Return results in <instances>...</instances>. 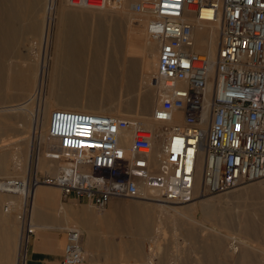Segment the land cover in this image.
Listing matches in <instances>:
<instances>
[{
  "label": "built area",
  "instance_id": "1",
  "mask_svg": "<svg viewBox=\"0 0 264 264\" xmlns=\"http://www.w3.org/2000/svg\"><path fill=\"white\" fill-rule=\"evenodd\" d=\"M69 3L104 8L108 0ZM133 8L149 15L147 32L158 42L155 77L166 97L152 118L161 125L53 108L47 139L57 167L34 164L24 177L0 176L1 192L23 194L20 215L41 184L58 187L63 200L101 210L113 198L191 201L200 166L203 194L264 177V0H139ZM215 22L219 45L211 60L194 49V29ZM82 236L75 226L65 228L61 264L85 262Z\"/></svg>",
  "mask_w": 264,
  "mask_h": 264
},
{
  "label": "rangeland",
  "instance_id": "2",
  "mask_svg": "<svg viewBox=\"0 0 264 264\" xmlns=\"http://www.w3.org/2000/svg\"><path fill=\"white\" fill-rule=\"evenodd\" d=\"M65 1L57 0L56 10L51 11L50 32L47 35L44 27L47 15L43 22L41 19L39 34H32L28 27L36 18L19 15L13 0H0V108L9 105L25 106L19 110L0 111V161L9 159L14 168L7 174L0 164V176L24 177L27 174L24 164L30 150L29 137L34 118L33 113H27V108L36 113L40 110L38 116L42 123L36 130L39 136L47 134L49 113L55 107L121 115L139 120L146 127L161 125L160 121L152 118L153 108L166 97V91H158L155 86L159 84L155 77L158 43L148 44L147 23L144 22L146 16L138 15L131 9L132 3L139 0H133L131 6L123 10L131 13L132 22L119 12L116 2L112 0H108L106 8L110 7L115 12H108L95 19L70 16L66 19L67 29L70 30L69 26L72 25H80L84 28V41L90 42L83 52L80 47L77 66L67 71L68 74L63 65L65 57L57 51L59 43L63 47L65 43L58 28L61 18L59 8ZM89 9L94 8L85 9V13L90 15ZM43 12L44 7L40 8L38 15L42 17ZM98 28L102 30L100 38L96 35ZM43 66L47 68L44 86L38 90V76ZM89 103L92 105L89 106ZM19 154L23 156L22 161L19 160ZM11 155L15 156L12 158ZM59 159L47 137L40 141L39 138L35 139L29 170L35 164L37 168L39 165L40 170L52 171L57 167ZM260 180L246 182L225 191L207 193L206 197L217 200L215 202L219 204L215 205L219 207L211 212L212 215L203 209V205L193 209L187 207L193 201L166 204L171 208L164 212L153 209L152 205L159 204L157 202L133 198H113L101 210L75 200L73 206L79 209L85 204L90 213L100 216L98 225L102 229L98 232L99 239L102 242L113 239L112 243L105 242L102 245L116 246V254L125 263L129 261V264H140L133 251L140 244L147 251L143 264H149V261L150 264H264V188L241 192L244 188L242 186ZM3 193L12 196L0 203V264H23L27 231L23 230V218L19 217L21 209L5 210L4 204L13 200L18 206L24 202V198ZM58 193L61 203H66L61 199L60 190ZM145 202L151 205H145ZM116 203L125 204L134 213L141 212L139 216H148L152 220V230L151 227L146 229L147 233L146 230L141 232L140 229H129L126 225L111 227L101 215L109 212ZM45 208L48 209V205ZM53 213L63 215L59 207L53 209ZM248 223L251 226L245 228ZM205 225H214L219 235L211 236ZM7 237L9 240L5 239ZM230 237H234L238 244L246 243L251 248L249 252L243 255L241 247L239 251L235 250ZM124 246L132 249L128 257H124L123 250L118 252L119 247Z\"/></svg>",
  "mask_w": 264,
  "mask_h": 264
},
{
  "label": "bare ground",
  "instance_id": "3",
  "mask_svg": "<svg viewBox=\"0 0 264 264\" xmlns=\"http://www.w3.org/2000/svg\"><path fill=\"white\" fill-rule=\"evenodd\" d=\"M15 2V4H17V7H18V10H19V15H26V16H32L33 18H36L34 20V22L28 27L29 31L32 33V34H39V32L41 31V27H42V24H41V19H42V22H43V18H45V15H47V21H46V25L44 26L45 27V30L47 33V35L49 34V30H50V13L51 11H55L56 8H57V0H13ZM112 2H114V0H112ZM111 2V5L113 4ZM133 2V0H124V2H121V0H117L116 1V4L115 6L118 7L120 10L119 12L124 15L126 17V19L129 20V22H132V16H131V13L129 12H124L123 10L127 9L131 3ZM133 4L132 3V8L134 13H138V15H145V20L144 22L147 23V18H148V14L147 13H143V12H137L134 10L133 8ZM131 6V5H130ZM44 7V12L42 15V17H40L38 15V11L40 10V8ZM86 8H91V7H83V6H73L69 3V0H66L65 3H63V5L59 8V14L61 16L60 20H59V24H60V27L59 28V35L62 37L63 36V40H64V47L61 46V42L59 43V49H57V51L59 50V53H61L65 59H63V65L65 66V70H66V73L67 71L73 69V68H76L77 66V61H78V54L80 55V51L82 50V52L84 51V47L88 46V44L90 43H87L84 41V38H83V35L85 34V32L83 31L84 28H82L80 25H72V26H69L70 27V30L67 29V18H70V17H81V18H84V19H88V18H92V19H95L97 16H101V15H105L107 14L108 12H115L114 10L110 9L109 8H106V6L104 8H94V9H89L88 11H90V15L89 14H86L85 13V9ZM130 8V7H129ZM102 9V11H101ZM79 11V12H78ZM92 11H95V12H92ZM118 11V10H117ZM18 14V13H17ZM100 14V15H99ZM70 16V17H69ZM135 18V17H134ZM76 21V20H75ZM66 27V28H65ZM69 30V31H68ZM101 29L98 28L97 31H96V35H99V38L101 36ZM46 35V34H45ZM219 35H220V24L215 22V23H212V24H209V25H205V26H200L198 28H195L194 29V39H195V44H194V49L198 52H203V53H206L208 54V56L210 57L211 60H214L215 59V56H216V53H217V49H218V45H219ZM96 37V36H95ZM98 37V36H97ZM95 39V38H94ZM57 41V39H56ZM151 42H154V43H158L157 40L155 38H153L152 36H150L148 34V44L151 43ZM153 43V44H154ZM155 44V45H156ZM58 45V44H57ZM154 46V45H153ZM57 47V46H56ZM80 47H81V50H80ZM59 59V58H58ZM57 61V60H56ZM59 67V66H58ZM57 67V68H58ZM47 71V68L43 66V68L41 69V72L39 73V84H38V90H40L42 88L43 83L45 81V73ZM72 71V70H71ZM68 74V73H67ZM61 76V75H60ZM63 77V76H62ZM61 77V79H62ZM62 82V81H61ZM155 86H157V90L158 91H164L162 86L160 84H155ZM43 89V88H42ZM40 92V91H39ZM34 93V92H33ZM33 97V96H32ZM91 103H89V106H90ZM8 105V104H7ZM92 105V104H91ZM85 106V105H84ZM86 106H87V103H86ZM25 107L24 105H16V106H5V107H2L0 108V111H8V110H12V109H21ZM27 113H30L32 115L33 113V125H32V133H31V136L29 137L30 138V150H29V154H28V158H27V161L26 163L24 164L25 167V171L26 173H28L29 169H30V162H31V159H32V151H33V145H34V141L35 139H38L39 138V141L41 139H46L47 137V134L45 135H38V131L37 128L40 127V124L42 123L41 120H40V116H38V112H40V110H37V113L36 112H33L31 108H27ZM43 111V110H42ZM157 121V120H156ZM5 125H7L5 123ZM3 126V124H2ZM207 128L206 124L203 125V130L205 131ZM38 135V136H37ZM48 140V139H47ZM16 141V140H15ZM5 142V141H4ZM40 143V142H39ZM12 158L15 156V155H11ZM23 159V156L22 154H19V160L22 161ZM41 160V159H40ZM39 160V161H40ZM0 164H2L4 166V171L5 173H10V171H13V167H12V163L11 161H9V159H5V160H1L0 161ZM50 164V163H49ZM23 165V166H24ZM38 165V164H37ZM38 168H39V165H38ZM51 168V167H50ZM51 170V169H49ZM15 172V171H14ZM13 172V173H14ZM201 173H202V169H201V166L198 170V182L196 183V186H195V198L191 201H193L189 206V208L193 209L195 207H198V206H201L203 205V209L205 211H207V213L209 215H212V211L215 212V209H217L218 207L215 206L217 203L214 201V199H209L207 196V194H203L201 193V187H200V177H201ZM41 186H54V185H45V184H41V185H38L34 192H32V198L30 200V205L32 203V200H33V196L34 194L36 193V197H35V201H34V206H33V213L35 212V207L38 206L39 204H41V195H40V191L42 190V187ZM41 187V188H40ZM56 187V186H55ZM52 188V187H51ZM58 188V187H57ZM56 189V188H55ZM238 192V191H237ZM240 193V192H239ZM246 193V192H245ZM11 194H15V193H11ZM15 195H18L19 197H23V194L19 193V194H15ZM237 195V194H236ZM9 196H12L10 194H5L3 192H0V203L2 201H4L6 198H8ZM199 197V198H198ZM195 200V201H194ZM149 201V200H148ZM152 201V200H151ZM191 201H188V202H191ZM199 201V202H198ZM6 202H9V204H11V207L12 209H17L18 207L23 208V203L21 205H18L15 204V201L13 200H9V201H6ZM20 202V201H18ZM153 202H157L159 204H156V205H152L153 209L157 210V211H167L169 208H171L170 206H167L166 204H171V203H165V202H158V201H153ZM188 202H183V203H188ZM50 203L52 205H56L58 206L59 208L63 207L62 204L60 203V199H59V195H57L56 197L54 198H51L50 200ZM146 203V202H145ZM161 203V204H160ZM91 205V204H90ZM135 205V204H134ZM145 205H151V204H148L146 203ZM219 205V204H217ZM205 206V207H204ZM31 208V206H30ZM221 208V207H220ZM22 210V209H21ZM31 211V210H30ZM220 211V210H219ZM245 211V210H244ZM243 212V211H242ZM247 212V211H246ZM94 213V212H93ZM99 213V212H98ZM141 212H137V213H134L132 212L125 204H119V203H116L109 212H107L105 215H101V217L105 218L106 222L113 228H116V226H123V225H126L127 228L129 229H140V231L142 232L143 230L145 231L146 229L148 230L152 225V220L144 215L142 216H139ZM218 213V212H217ZM139 214V215H138ZM218 215V214H217ZM221 215V214H220ZM226 215V214H225ZM23 215H19L20 218H23L22 217ZM93 216L95 217V221L97 223H99L100 221V216H97V215H94ZM216 216V215H215ZM249 216V215H248ZM141 217V218H140ZM227 217V216H226ZM246 217V216H245ZM241 219V218H240ZM245 220V219H244ZM243 220V221H244ZM231 221V220H230ZM242 221V220H241ZM221 222V221H220ZM228 222V220H227ZM238 222V221H237ZM70 224H73V226L77 227L81 230H83L81 228V225L80 223H78L77 221H72L68 224V226ZM218 224V223H217ZM216 224V225H217ZM239 224V223H238ZM214 226V225H213ZM213 226H206L205 225V228L207 230H209V232L211 233V236H215V235H219V231L215 230ZM233 226V224H232ZM241 226V228L243 227V225H239ZM238 226V228H239ZM251 224L248 223L246 227H250ZM31 228L34 229L33 225H30ZM217 228H220L218 226H216ZM230 227V226H229ZM226 228V227H224ZM32 229V230H33ZM146 230V232L148 233V231ZM151 230H152V227H151ZM27 231V230H26ZM145 232V233H146ZM150 233V232H149ZM28 234L29 232L27 233V238H28ZM143 234V233H141ZM247 234V233H246ZM146 235V234H145ZM249 235V234H248ZM146 238V237H145ZM149 238V237H148ZM6 240H9V238H5ZM113 240V239H112ZM230 240L232 241V246L235 247V250H240V247H241V252L243 253V255L247 252H249V250L251 249L246 243L244 242H238L235 240L234 237H230ZM9 242V241H7ZM99 242L102 243V240L99 239ZM82 244H83V236H82ZM239 246H238V245ZM83 249H84V252H85V248H84V244H83ZM25 256V252H24V255L23 257ZM23 261H24V258H23ZM152 263V262H151ZM24 264V263H23ZM149 264H150V261H149Z\"/></svg>",
  "mask_w": 264,
  "mask_h": 264
},
{
  "label": "crops",
  "instance_id": "4",
  "mask_svg": "<svg viewBox=\"0 0 264 264\" xmlns=\"http://www.w3.org/2000/svg\"><path fill=\"white\" fill-rule=\"evenodd\" d=\"M116 2V0H114ZM260 182L242 186L241 192H253L255 188H264V177L260 178ZM259 180V179H258ZM40 191L41 204L35 207L33 213V206L36 197V193L33 196V204L29 207L27 213L23 217V230L26 231L27 227L33 225L34 229L28 234L24 264H61V257L65 244V228L69 227L68 224L72 221L80 223L83 230V244L85 246V262L83 264H129V261L125 263L121 260V257L116 254V246L114 245H102V243L113 242L112 239L104 240L102 243L99 242L98 232L102 229L99 227V223L95 220L93 213H90L89 207L83 204L82 208L76 209L74 199L69 198L62 200L66 203H60L63 207V215L54 214L53 209H56V205L50 203L51 198L59 195L58 188L49 189L43 187ZM54 188V187H53ZM61 196V195H60ZM62 199V198H61ZM76 201V200H75ZM48 205V209L45 208ZM31 210V212H30ZM34 221L32 223V220ZM104 230H110L109 228H103ZM109 234V232H108ZM138 247L133 250L134 256H136L140 264H143L147 258V251ZM123 250L124 257H128L132 252L130 249H126V246L120 248L118 252ZM131 251V252H130ZM146 253V254H145ZM132 254V253H131ZM138 261V263H139Z\"/></svg>",
  "mask_w": 264,
  "mask_h": 264
}]
</instances>
